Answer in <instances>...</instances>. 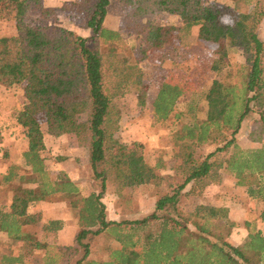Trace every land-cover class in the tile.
<instances>
[{
	"label": "trees",
	"instance_id": "1",
	"mask_svg": "<svg viewBox=\"0 0 264 264\" xmlns=\"http://www.w3.org/2000/svg\"><path fill=\"white\" fill-rule=\"evenodd\" d=\"M110 1L70 0L61 5L62 10L86 15L84 25L91 33L83 36L59 25L30 23L27 17L32 13L41 19L55 16L56 8L44 0H0V5L14 3L16 27L14 35L0 37V84L23 83L25 102L15 121L27 139L22 159L29 168L22 173L18 165L10 164L1 174L0 183L11 193V200L8 205L0 203V236L33 242L43 250L42 264H264L260 230L245 222L246 236L233 244L214 233L218 220H228L226 207L197 204L185 210L180 206L187 183L204 188L220 183L223 173H228L237 184L247 185L250 197L261 199L264 221V144L243 149L237 143L243 119L252 107L264 105V38L257 33L260 12L241 7L251 0H234L238 17L229 24L220 20L219 6L205 0H119L127 8L123 27L141 36L149 50L172 44L176 32L197 26L198 39L217 44L220 55L213 70L220 72L224 66L226 40L241 46L245 62L234 66L235 80L212 81L204 95L205 116L199 121L182 122L184 112L175 107L188 87L175 80L161 83L152 114L155 123L171 132L174 155L183 160L184 179L141 217L109 220L102 201L107 191L121 195L124 189L158 184L160 179L156 165L113 136L120 114L114 99L132 84L138 87L139 104L144 105L147 86L142 71L129 64L119 30L103 24ZM160 11L178 15L182 26L139 20ZM40 114L49 134L74 133L87 148L97 191L83 194L72 180L50 176L40 155L44 148ZM262 134L264 117L249 137L259 141ZM204 144L212 145L211 150L199 164L191 163L195 150ZM59 192L77 209L78 228L70 245L38 240L23 229L40 222L38 214L28 211L29 204ZM62 225L60 219H48L41 228L55 233ZM100 240L106 255L93 257ZM0 264L28 263L20 250L0 253Z\"/></svg>",
	"mask_w": 264,
	"mask_h": 264
},
{
	"label": "rangeland",
	"instance_id": "2",
	"mask_svg": "<svg viewBox=\"0 0 264 264\" xmlns=\"http://www.w3.org/2000/svg\"><path fill=\"white\" fill-rule=\"evenodd\" d=\"M66 1L70 0H44L45 4L56 8L55 16L41 19L39 14L32 13L28 15V21L32 24L59 25L83 36H89L91 30L84 25L86 15L74 10H62L61 5ZM205 1L214 2L219 6L222 22L232 24L237 19L238 13L234 0ZM241 7L247 11L255 7L256 11L260 12L257 33L263 39L264 0H251L249 5L241 4ZM126 9L119 0H111L103 24L107 28L119 30L123 39V52L128 57L129 64L142 71V81L146 84L147 90L144 105L139 104L138 87L132 84L126 85L123 94L114 99L120 114L118 127L113 136L130 148L139 150L148 163L156 165L160 179L158 184L124 189L121 195L112 190L107 191L102 201L106 206L109 220L141 217L153 209L156 199L170 192L184 179L183 160L174 155L171 132L166 126L155 123L152 114V102L161 83L169 80L184 83L188 90L177 98L175 107L184 112L182 122L199 121L205 116L204 95L212 81L214 79L235 80L237 74L234 66L245 62L241 46L236 41L226 40L224 66L220 72L213 70L211 66L220 55L217 44L198 39L197 26H192L188 31L176 32L172 44L163 43L160 47L149 50L141 36L123 27L122 14ZM14 14L13 2H3L0 5V37L16 33ZM139 20L160 25L182 26L178 15L164 11L146 14ZM24 102L23 83L12 86L0 84V178L10 164L18 165L22 173L29 171L22 159V152L27 149V139L22 128L15 121V113ZM37 117L44 141V148L40 151V155L50 176L57 180L64 177L72 180L83 194L97 191V181L93 179L88 163L87 148L79 143L74 133H64L59 136L49 134L43 116L40 114ZM263 117L264 105L261 108L252 107L243 119L237 133V143L240 148L247 149L253 145H259L257 143L259 141L264 142L263 134L259 141H253L249 137V133L255 130ZM211 148L212 145L209 144L198 147L191 163L199 164ZM229 153L227 152L225 156ZM235 181L230 174L223 173L220 183L210 184L204 188L189 182L182 190L180 206L185 210H192L197 204H227L228 220H218V228L214 230V233L233 244H238L246 234L245 222L254 228L257 227L260 207L258 201L250 202L248 199L247 185H240ZM234 185H239L238 189ZM10 200L11 193L4 190L0 183V203L8 205ZM28 211L38 214L40 222L36 225H26L23 229L34 234L38 240L59 243V232L47 233L41 228L43 222L53 217H60L63 222L70 225V237L74 228L73 224L77 231V209L70 207L66 196L60 192L51 195L48 200L30 203ZM230 222L234 226L230 225ZM263 224L260 230L264 234ZM73 242L72 240L70 243ZM103 248V240H100V246L92 252V256H105L106 252ZM20 250L28 264H42L43 250L37 248L33 242L15 241L0 236V253L16 254Z\"/></svg>",
	"mask_w": 264,
	"mask_h": 264
},
{
	"label": "crops",
	"instance_id": "3",
	"mask_svg": "<svg viewBox=\"0 0 264 264\" xmlns=\"http://www.w3.org/2000/svg\"><path fill=\"white\" fill-rule=\"evenodd\" d=\"M159 90V89H158ZM158 92V91H157ZM157 94V93H156ZM156 96V95H155ZM249 134H251V132L249 133ZM263 136H264V134H263ZM260 142V141H259ZM257 142L259 145H257V146H260L261 144H264V142ZM251 147H254V145L253 146H251ZM238 186L239 185H234V187L235 188H237L238 189ZM233 190H236V189H234L233 188ZM246 194H247V187H246ZM247 196H248V199L250 200V202H253V201H258V203H259V207H260V211H261V209H262V201H261V199H259V198H252V197H250L248 194H247ZM218 203H221V202H218ZM211 205H215V206H219V205H221V204H219V205H216V204H211ZM221 206H223V207H226L227 209H228V205L227 204H224V205H221ZM228 212H229V210H228ZM229 214V213H228ZM51 219H60V220H62V218H60V217H53V218H51ZM62 222H63V220H62ZM264 223V221L263 220H261V218H260V212H259V218L257 219V227H256V229L257 230H260L261 229V225ZM260 227H259V226ZM264 225V224H263ZM73 226H74V228H73V231H72V235H71V237H70V234H71V232H70V225L67 223V222H63V225H62V228L61 229H59L58 231H57V233L59 232V244H63V245H70L71 243L70 242H72V240L74 241V237H75V234H76V228H75V225L73 224ZM76 227H77V223H76ZM67 230V231H66ZM261 231V230H260ZM65 232V233H64ZM247 230H246V234H247ZM261 233H262V231H261ZM246 234H245V236H246ZM263 234V233H262ZM264 235V234H263ZM244 236V237H245ZM244 237H243V239H244ZM70 239H71V241H70ZM242 239V240H243ZM69 241V242H66V241ZM241 240V241H242ZM58 243V242H57Z\"/></svg>",
	"mask_w": 264,
	"mask_h": 264
}]
</instances>
